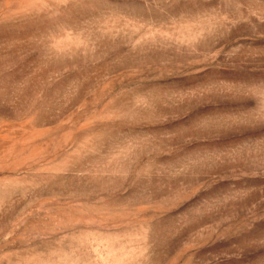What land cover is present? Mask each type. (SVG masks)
Returning a JSON list of instances; mask_svg holds the SVG:
<instances>
[{
	"label": "rangeland",
	"instance_id": "obj_1",
	"mask_svg": "<svg viewBox=\"0 0 264 264\" xmlns=\"http://www.w3.org/2000/svg\"><path fill=\"white\" fill-rule=\"evenodd\" d=\"M0 264H264V0H0Z\"/></svg>",
	"mask_w": 264,
	"mask_h": 264
}]
</instances>
